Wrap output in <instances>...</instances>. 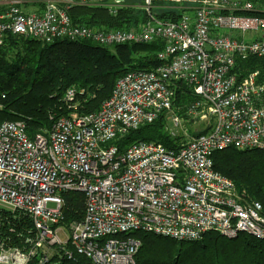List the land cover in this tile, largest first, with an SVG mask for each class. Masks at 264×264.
Listing matches in <instances>:
<instances>
[{"label": "built area", "instance_id": "2783aa9c", "mask_svg": "<svg viewBox=\"0 0 264 264\" xmlns=\"http://www.w3.org/2000/svg\"><path fill=\"white\" fill-rule=\"evenodd\" d=\"M125 1L0 0V46L10 34L44 44L163 45V65L123 75L97 112L80 113L85 91L70 88L64 96L69 114L52 116L50 130L32 138L24 122L0 123V212L33 224L23 247L0 243V264H47L75 255L92 264H136L140 232L179 242L209 232L264 240L262 205L214 167L219 151H264V84L259 72L242 79L234 72L239 59H264V17L241 14L258 4L136 0L147 20L124 31L74 24L69 15L78 6L115 13ZM31 2L39 9L22 12L20 5ZM155 9L181 16L163 19ZM181 85L195 100L177 106ZM161 116L176 149L141 141L120 150L116 142ZM197 125L208 131L200 134ZM73 192L84 195L85 214L67 224L64 194Z\"/></svg>", "mask_w": 264, "mask_h": 264}, {"label": "trees", "instance_id": "16d2710c", "mask_svg": "<svg viewBox=\"0 0 264 264\" xmlns=\"http://www.w3.org/2000/svg\"><path fill=\"white\" fill-rule=\"evenodd\" d=\"M258 4L252 12L242 15L264 17V0H250ZM138 2V1H137ZM126 0L115 13L105 7L78 6L70 9L74 24L106 30H128L147 20L141 7ZM163 19L177 20L181 12L155 9ZM163 49L160 42L144 45L102 47L92 42L62 40L44 44L37 39L10 34L0 46V123L24 122L28 136L35 137L51 129L53 120L69 114L64 96L68 89L85 91L80 96L79 112H97L111 96L116 82L128 72L150 70L163 65L158 58ZM240 78L259 72L264 84V59H239L234 71ZM175 105L184 106L195 96L184 85L177 90ZM164 116L137 131H131L116 142L121 151L131 144L160 142L176 149L177 140L167 129ZM201 131V133H206ZM215 170L231 179L240 194L263 207L264 215V151H240L234 148L214 155ZM80 192L64 194L67 202L66 223L82 220L85 197ZM25 216L0 212V243L23 247L24 239L32 232L33 224ZM142 242L136 264H264V240L240 234L229 239L216 232L207 233L195 242H179L148 233H137ZM33 264H37L35 260ZM47 264H92L89 259L75 255L71 259L55 256Z\"/></svg>", "mask_w": 264, "mask_h": 264}, {"label": "rangeland", "instance_id": "374dc122", "mask_svg": "<svg viewBox=\"0 0 264 264\" xmlns=\"http://www.w3.org/2000/svg\"><path fill=\"white\" fill-rule=\"evenodd\" d=\"M131 2L135 3V4H139V1L137 2L136 0H131ZM20 8L22 9V12H26V13H32L35 10L39 9V4L31 2L29 4H22L20 5ZM247 39H250V34L248 36H246ZM132 46V45H131ZM204 126L202 125H197L196 129L198 132H201Z\"/></svg>", "mask_w": 264, "mask_h": 264}]
</instances>
